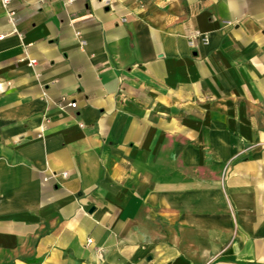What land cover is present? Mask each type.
<instances>
[{"label": "crops", "instance_id": "crops-1", "mask_svg": "<svg viewBox=\"0 0 264 264\" xmlns=\"http://www.w3.org/2000/svg\"><path fill=\"white\" fill-rule=\"evenodd\" d=\"M0 264H264V0L0 4Z\"/></svg>", "mask_w": 264, "mask_h": 264}, {"label": "built area", "instance_id": "built-area-1", "mask_svg": "<svg viewBox=\"0 0 264 264\" xmlns=\"http://www.w3.org/2000/svg\"><path fill=\"white\" fill-rule=\"evenodd\" d=\"M12 0H0V4L4 7V8H7L8 5L11 3ZM101 2V4H103L104 6H110L112 0H99ZM9 15L11 16L12 13H9ZM125 19H122V21H124ZM28 65L29 66H34L36 61L34 59H30L28 60ZM62 101H64L62 99ZM66 106L70 107V108H75L76 107V103L75 102H68L66 104Z\"/></svg>", "mask_w": 264, "mask_h": 264}]
</instances>
